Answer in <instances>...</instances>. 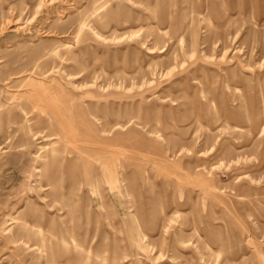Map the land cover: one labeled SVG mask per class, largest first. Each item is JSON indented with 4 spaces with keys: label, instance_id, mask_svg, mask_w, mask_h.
Masks as SVG:
<instances>
[{
    "label": "rangeland",
    "instance_id": "374dc122",
    "mask_svg": "<svg viewBox=\"0 0 264 264\" xmlns=\"http://www.w3.org/2000/svg\"><path fill=\"white\" fill-rule=\"evenodd\" d=\"M0 264H264V0H0Z\"/></svg>",
    "mask_w": 264,
    "mask_h": 264
}]
</instances>
